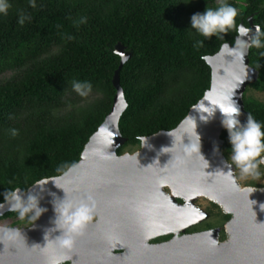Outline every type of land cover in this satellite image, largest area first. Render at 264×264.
<instances>
[{
    "label": "trees",
    "instance_id": "obj_1",
    "mask_svg": "<svg viewBox=\"0 0 264 264\" xmlns=\"http://www.w3.org/2000/svg\"><path fill=\"white\" fill-rule=\"evenodd\" d=\"M238 0H227L240 8ZM237 25L264 30V0H248ZM220 0H11L0 15V75L19 72L0 81V203L7 188H31L57 178L56 168L79 164L91 138L111 114L114 80L120 70L128 109L120 130L129 143L177 129L211 90L213 72L207 62L221 46L233 45L237 32L224 40L207 39L191 28V17ZM31 15L18 23L19 14ZM86 18V23H80ZM72 37V39H68ZM204 41L199 49L195 41ZM123 45L131 58L122 66L116 52ZM59 49V52L53 53ZM253 66L264 74V47L250 49ZM264 76V75H263ZM73 80L90 81L94 103L56 116L72 90ZM264 88V81L260 82ZM246 111L264 122V107L245 104ZM18 129L12 137L8 130ZM223 149L230 154L226 130ZM122 151L118 150L121 156ZM228 220L232 218L227 215Z\"/></svg>",
    "mask_w": 264,
    "mask_h": 264
},
{
    "label": "water",
    "instance_id": "obj_2",
    "mask_svg": "<svg viewBox=\"0 0 264 264\" xmlns=\"http://www.w3.org/2000/svg\"><path fill=\"white\" fill-rule=\"evenodd\" d=\"M250 49L244 64L239 60L233 63V57H225L221 52L208 57L207 62L213 72L211 90L177 129L144 138L143 150L134 156L118 155L126 141L120 122L128 109L119 70L114 80L118 90L114 108L85 149L89 160L83 163L82 159L79 163L85 186L78 189L74 172L62 179L44 180H56L69 195L91 194L97 201L98 221L77 237L75 249L70 253L57 244H48L46 230L55 227L51 193L61 199L66 193L54 182L44 186L45 191L37 187L30 194L40 197V206L48 211L33 227L21 231L23 239L15 244L8 241H4L5 245L0 243V264H52L65 255L72 257V264H264V211L261 210L264 193L257 192L261 190L251 194L246 191L241 197V189L233 178L230 180L216 173L223 168L221 135L225 129L221 124L222 116L217 108L214 118L207 122L200 118L207 115L203 112L210 111L209 107L220 105L225 95H229L238 102L241 122L246 123L248 112L243 92L247 79L240 74L248 63ZM122 58L121 68L128 61ZM191 117L197 123L196 131L201 137L200 152L209 168L195 153L189 152L184 160L174 159L182 152L184 144H191L185 133L193 134L195 139V122ZM217 146L218 154L214 151ZM168 182L183 197L206 192L211 198L224 201L223 205L231 204L234 209L228 211L232 216L228 223L235 224V242L230 243L228 233V241L220 242L218 231H209L147 245L151 238L181 232L195 222L192 214L175 213L171 205L163 201L160 183ZM61 235L59 231L53 232L50 239L55 241ZM124 248L128 250L123 254H111Z\"/></svg>",
    "mask_w": 264,
    "mask_h": 264
},
{
    "label": "clouds",
    "instance_id": "obj_3",
    "mask_svg": "<svg viewBox=\"0 0 264 264\" xmlns=\"http://www.w3.org/2000/svg\"><path fill=\"white\" fill-rule=\"evenodd\" d=\"M28 2L31 8L37 7L36 0H28ZM11 7V0H0V15L6 16ZM239 16V8L228 3L227 0H220L218 7L208 6L205 12L193 14L191 17V28L200 36L207 39L215 36L218 40H224L225 35L235 30L237 35L233 45L230 46L228 42H225L221 46L220 52L225 57H233V63L239 60L244 64L250 48L264 47V30L257 28L253 34L251 29L242 25L238 26L237 20ZM31 19L30 14L22 11L19 14L18 23L23 26L26 21L30 22ZM86 22V18H82L80 21V23ZM68 39H72V37H68ZM203 45L204 41H195L193 47L199 49ZM71 87L81 97H87L93 91V85L90 81L73 80ZM209 108L210 111L203 112L207 115H201V120L207 122L210 118H214L218 108L222 116L221 124L228 133V140L231 145L229 160L224 161L223 168L218 169L216 173L230 180L236 172L240 173V178L242 179L252 178L259 181L264 178V172L261 171V166L264 165V122L258 121L251 113H248L246 123H242L240 119L242 115L241 108L238 102L229 95H225L220 105ZM191 120L195 122V139H193V134L185 133L190 137L191 144L186 146L183 143L182 152L175 156L174 159L184 160L187 158L188 153L191 152L201 157L206 162V167L210 166L200 152L201 137L196 131L197 123L192 117ZM8 132L12 137L19 135V130L15 128L9 129ZM214 151L218 154L219 147L217 146ZM79 167L80 165L76 163L71 165L60 164L56 168V172L61 174L57 179H62L69 173L76 172ZM224 169H227V171L225 172ZM50 182H54L57 188L62 189L66 193V196L61 199L55 193H51L54 197L52 203L55 211V220L53 221L55 227L46 230L45 239L48 240V244L50 242L57 244L59 248L70 253L75 249L77 237L82 236L95 220L97 201L91 194L69 195L68 191L60 187L56 180L41 181L34 187L27 189V191L19 187L14 189L7 188L3 193L4 202L0 203V215H3L4 211L7 210L16 213L19 220L27 221L34 225L48 209L40 206V197L30 193L37 187L41 191H45L44 186ZM248 191L251 194L256 192L257 188L250 186ZM261 210L264 211V205H261ZM56 231L61 232L62 235L52 241L50 236ZM0 233H2L0 235V243L3 244L4 241L15 244L24 238L23 232L16 228H4L0 230ZM71 260L72 257L70 255H65L52 261V264H66V262Z\"/></svg>",
    "mask_w": 264,
    "mask_h": 264
},
{
    "label": "rangeland",
    "instance_id": "obj_4",
    "mask_svg": "<svg viewBox=\"0 0 264 264\" xmlns=\"http://www.w3.org/2000/svg\"><path fill=\"white\" fill-rule=\"evenodd\" d=\"M248 2H249L248 0L237 1L238 6H240L239 8L240 12L243 10L244 7L249 6ZM248 22H249V27H247L245 24H241V25L248 29H251L252 33L255 32L257 28H259L256 25L254 15L249 18ZM57 52H59V49L53 51L54 54ZM116 52L127 60H129L132 56L131 53L121 44L117 46ZM18 73L19 72H12V71L5 72L2 75H0V81L3 82L10 81L14 77H16ZM263 75L264 74L258 68L252 65L251 58L249 55L248 63L245 65V67H243L240 74V76L242 77L244 76L247 79V83L243 92L244 106L246 103H248L250 105L264 107V88L259 87L260 82L264 81ZM117 95H118V90L116 88L115 98L117 97ZM100 98L101 95L96 93H91L87 97H81L79 95L76 96L69 95L65 100V102L62 104V106L55 109L54 113L56 116H63L71 113L72 111L78 108L88 106ZM205 141L206 140H203V142ZM119 150L122 151L121 156H134L143 150V139L136 144L129 143L128 140L126 139V141L120 147ZM221 158L223 162L229 160L230 158V154L226 153L223 148L221 149ZM88 160L89 159L85 151L83 163H86ZM81 169L82 166H80L79 169L76 172H74L75 177L77 178L78 181V185H77L78 189H82L85 186L84 176ZM233 170L235 171V169ZM261 171L264 172V165L261 166ZM233 179L236 181L238 187L241 190H244V188L248 189L250 186L251 187L255 186L257 190H264V178H262L259 181L252 178L242 179L240 178V173L236 172L233 176ZM160 186H161L163 201L170 204L175 213L184 212V213L192 214L194 216L195 222L187 226L181 232L173 233L171 235L157 236L151 238L147 241V243L145 242L147 245H158V244L170 242L175 239H180L187 235L199 234L209 231H218L220 242L228 241L229 236L226 232L227 229L226 227L231 219L228 220L226 218L227 215L230 214L228 212V208L226 206L224 208L223 205L224 201L213 199L210 197L211 195L206 192H200L195 195L183 197V194L180 193L171 182H168L166 184L160 183ZM179 200H182L183 202L180 203ZM98 219L99 217L96 214L93 223L97 222ZM34 225L28 223L27 221L19 220L17 218L16 213H12L7 210L2 216H0V227L3 228H16L22 231V230H27L33 227ZM158 239H161V241L160 243L157 244L155 243V241ZM127 250H128L127 248L117 249L114 250L111 254H116V255L123 254ZM72 263L73 262L71 261L66 262V264H72Z\"/></svg>",
    "mask_w": 264,
    "mask_h": 264
},
{
    "label": "bare ground",
    "instance_id": "obj_5",
    "mask_svg": "<svg viewBox=\"0 0 264 264\" xmlns=\"http://www.w3.org/2000/svg\"><path fill=\"white\" fill-rule=\"evenodd\" d=\"M246 191H248V189L241 190L240 196L241 197H244L245 194H246ZM257 192L259 194H262V193H264V190L257 191ZM225 206L228 208V211L234 209V207L231 204H225L224 205V208H225ZM226 228H227L226 229V232L230 235V238H231L230 239V243H234L235 240H236V228H235V224L234 223H228ZM219 245H222V243H219Z\"/></svg>",
    "mask_w": 264,
    "mask_h": 264
},
{
    "label": "flooded vegetation",
    "instance_id": "obj_6",
    "mask_svg": "<svg viewBox=\"0 0 264 264\" xmlns=\"http://www.w3.org/2000/svg\"><path fill=\"white\" fill-rule=\"evenodd\" d=\"M179 202L182 203L183 201L182 200H179ZM160 241H161V239H158V240L155 241V243L158 244V243H160Z\"/></svg>",
    "mask_w": 264,
    "mask_h": 264
}]
</instances>
